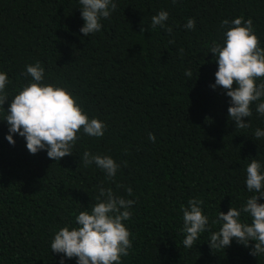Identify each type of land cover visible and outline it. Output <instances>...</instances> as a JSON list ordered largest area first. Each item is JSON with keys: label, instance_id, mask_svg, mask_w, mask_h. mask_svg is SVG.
I'll list each match as a JSON object with an SVG mask.
<instances>
[{"label": "trees", "instance_id": "trees-1", "mask_svg": "<svg viewBox=\"0 0 264 264\" xmlns=\"http://www.w3.org/2000/svg\"><path fill=\"white\" fill-rule=\"evenodd\" d=\"M79 7L78 0H0V70L8 73L9 96L28 83L25 66L39 61L45 82L67 87L89 117L107 125L102 138L81 134L73 154L57 162L46 151L30 154L18 134L10 144L0 121V264H58L53 233L95 202L101 184L120 196L133 189L126 222L133 248L123 264H264V256L250 254L255 242L246 248L233 240L217 251L205 232L189 250L180 232L189 199H203L210 218L239 207L251 195L247 163L264 162V140L254 139L264 118L253 104L251 126L236 128L230 98L210 87L218 66L208 52L222 38L221 21L240 16L253 20L264 44V0H118L88 37ZM160 10L169 12L171 33L151 27ZM188 18L195 30L184 28ZM84 151L120 163L115 182L94 165L85 168Z\"/></svg>", "mask_w": 264, "mask_h": 264}, {"label": "clouds", "instance_id": "clouds-1", "mask_svg": "<svg viewBox=\"0 0 264 264\" xmlns=\"http://www.w3.org/2000/svg\"><path fill=\"white\" fill-rule=\"evenodd\" d=\"M118 0H78L84 21L80 32L88 37L102 30V21L117 9ZM177 0H173L176 3ZM169 12L160 10L152 16L151 27L172 28L166 24ZM196 21L188 18L184 28L195 30ZM222 38L214 40L208 52L214 55L218 66L215 81L210 87H221L230 98L228 117L236 128L251 126L253 104L258 117L264 118V44L258 37L253 20L243 16L220 23ZM181 53L183 49L180 50ZM45 68L41 62L27 64L22 73L30 77L28 83L9 96L6 91L10 83L8 73L0 70V121H6V139L15 144L14 135L24 138L30 154L46 151L47 157L59 161L72 155L76 142L82 135L102 138L107 125L89 114L78 103V98L65 86L47 83ZM185 76L192 78V71ZM235 84V87H234ZM11 98L7 110L3 107ZM148 139L156 142L149 133ZM255 140H264V128L254 130ZM82 164L85 168L95 166L105 175V180L115 182L121 164L110 155L84 151ZM126 166V162H125ZM245 187L250 193L239 207L231 206L225 213L221 210L210 218L204 210V200L193 197L182 206L183 223L180 228L184 236L182 244L191 250L205 232L209 233L208 244L213 250H225L233 240L246 248L250 242V254L264 256V162L252 158L245 168ZM118 187H123L118 185ZM95 202L83 208L69 223L56 230L50 240L51 253L60 256L58 264H66L75 258L76 264H123V258L133 248V234L126 222L133 216L136 203L131 186L126 196L117 195L111 187L103 184L97 188ZM219 226L213 231V226Z\"/></svg>", "mask_w": 264, "mask_h": 264}]
</instances>
